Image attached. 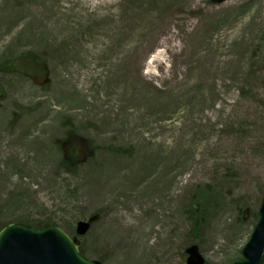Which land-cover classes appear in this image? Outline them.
Wrapping results in <instances>:
<instances>
[{
	"label": "rangeland",
	"instance_id": "374dc122",
	"mask_svg": "<svg viewBox=\"0 0 264 264\" xmlns=\"http://www.w3.org/2000/svg\"><path fill=\"white\" fill-rule=\"evenodd\" d=\"M105 1L0 0V230L45 208L103 264H186L194 243L241 259L264 197V0Z\"/></svg>",
	"mask_w": 264,
	"mask_h": 264
},
{
	"label": "water",
	"instance_id": "95a60500",
	"mask_svg": "<svg viewBox=\"0 0 264 264\" xmlns=\"http://www.w3.org/2000/svg\"><path fill=\"white\" fill-rule=\"evenodd\" d=\"M96 216L77 221L79 236L87 234ZM186 264H206L198 244L186 250ZM243 258L232 264H259L264 253V197L259 219L242 250ZM0 264H103L81 255L76 239L55 224L36 228L22 222H10L0 230Z\"/></svg>",
	"mask_w": 264,
	"mask_h": 264
},
{
	"label": "bare ground",
	"instance_id": "6f19581e",
	"mask_svg": "<svg viewBox=\"0 0 264 264\" xmlns=\"http://www.w3.org/2000/svg\"><path fill=\"white\" fill-rule=\"evenodd\" d=\"M74 2H81L82 6L85 4H91L92 6H98L105 3V0H72ZM59 0H54V5L58 3ZM168 20V19H167ZM168 24L166 19L157 17V19L146 29L145 38H137L135 41V54L137 58L144 60L149 55L154 56L153 52L155 48L159 45V39L168 34ZM155 57V56H154ZM155 58L152 59V62Z\"/></svg>",
	"mask_w": 264,
	"mask_h": 264
},
{
	"label": "trees",
	"instance_id": "16d2710c",
	"mask_svg": "<svg viewBox=\"0 0 264 264\" xmlns=\"http://www.w3.org/2000/svg\"><path fill=\"white\" fill-rule=\"evenodd\" d=\"M69 142H70L69 139L63 141L62 147H65ZM74 149L75 148L72 147L71 151L64 156V158L62 159V162H61V166L65 167L68 170H73L74 168L76 169V166L79 164L78 163L79 161L76 158V154H75ZM66 185L69 187L71 184L67 183ZM67 189H70V187ZM67 189H65V190H67ZM74 192H75V189H74ZM65 194H67L66 191H65ZM37 212L39 213L40 216L32 217V216L28 215L26 217V219L22 222H24L28 225H31V226H35L37 228H40L42 226H45V225L51 224V223L55 224L57 222L56 218L52 214H50V211L46 210L45 208H43V209L40 208L39 211H37ZM75 217H76V215L71 213V217H69L68 221H71ZM63 224H64V222L62 223V226H65ZM80 253L82 255H84L82 250H80Z\"/></svg>",
	"mask_w": 264,
	"mask_h": 264
}]
</instances>
